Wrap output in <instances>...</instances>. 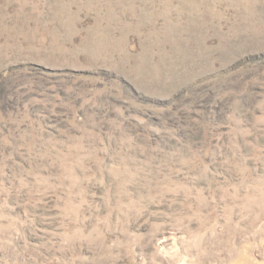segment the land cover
Wrapping results in <instances>:
<instances>
[{
	"label": "rangeland",
	"instance_id": "rangeland-1",
	"mask_svg": "<svg viewBox=\"0 0 264 264\" xmlns=\"http://www.w3.org/2000/svg\"><path fill=\"white\" fill-rule=\"evenodd\" d=\"M0 264H264V0H0Z\"/></svg>",
	"mask_w": 264,
	"mask_h": 264
}]
</instances>
